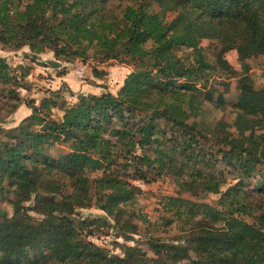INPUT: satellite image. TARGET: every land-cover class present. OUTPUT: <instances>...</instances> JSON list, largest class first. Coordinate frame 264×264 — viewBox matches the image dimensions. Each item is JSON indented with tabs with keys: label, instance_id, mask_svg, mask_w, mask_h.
Segmentation results:
<instances>
[{
	"label": "trees",
	"instance_id": "1",
	"mask_svg": "<svg viewBox=\"0 0 264 264\" xmlns=\"http://www.w3.org/2000/svg\"><path fill=\"white\" fill-rule=\"evenodd\" d=\"M205 39L215 41L212 62L201 46ZM0 43L28 46L33 54L50 50L68 61L92 50L101 62L134 69L116 94L80 96L58 108L44 99L43 110L31 102L26 123L0 129V192L12 188L11 203L22 211L19 218L0 211V264H177L189 251L196 255L190 264H264V88L247 76L238 80L235 132L223 122L210 132L198 120L205 103L223 102L208 78L236 74L228 51L241 62L264 58V0H0ZM177 48L189 52L180 56ZM1 85L14 87L12 112L21 87L3 58ZM54 108L59 119L52 118ZM61 142L69 150L52 156ZM218 155L238 178L224 192ZM154 167L157 175L174 170L197 198L219 195L216 206L167 198L172 218L164 225L180 222L181 235L168 252L156 246L154 258L133 247L107 255L80 242L72 212L91 206L106 217L122 212L138 192L124 178L144 180ZM48 192L63 195L54 200ZM32 195L40 223L22 206ZM95 221L108 225L101 216Z\"/></svg>",
	"mask_w": 264,
	"mask_h": 264
},
{
	"label": "rangeland",
	"instance_id": "2",
	"mask_svg": "<svg viewBox=\"0 0 264 264\" xmlns=\"http://www.w3.org/2000/svg\"><path fill=\"white\" fill-rule=\"evenodd\" d=\"M215 41L202 40L201 46L205 48V53L209 61H213ZM178 55L184 56L189 50L176 49ZM90 50L85 59H75L68 61L64 56L55 57L52 51L47 50L40 54H33L28 46L20 49L4 47L0 43V58H3L10 68L11 74L17 75L20 87H16L17 97L20 106L9 111L13 99L11 90L14 87L0 86V129L9 130L18 128L26 123L32 113L29 103L36 108H41L44 99L52 100L57 108L61 104L71 105L78 102L80 96L100 95L110 92L116 94L123 85L124 80L133 72L129 65L120 63L118 60L100 61V55ZM225 59L234 68L236 74L229 77L226 73H213L208 82H215L219 85V94L223 97V102L219 107L205 103V109L199 116L203 124L210 128V132L218 122L227 124L229 132H235L234 114L231 112V105L236 102L238 89L237 83L246 76L254 88H264V58H252L250 61L241 62L235 50H230L225 54ZM216 94L214 99L216 100ZM54 108L51 112L53 119H59L62 112ZM42 109V108H41ZM43 110V109H42ZM189 120V122H191ZM162 125V121H158ZM167 128V137H173L174 132ZM3 134H0L2 136ZM207 136V134H206ZM210 136V134H208ZM2 138V137H1ZM211 142V138H209ZM69 150V144L64 142L54 145L49 153L57 156ZM137 154H142L137 151ZM182 155V160H185ZM215 159L216 164L226 171L224 190L235 184L238 178L229 165ZM122 162V158L119 159ZM156 167V166H155ZM147 171L145 179H124L135 187L138 192L130 205L123 207L122 212H116L112 217L106 215L98 208L91 206L88 208H76L71 216L73 225L80 242L91 243L93 246L103 250L107 255H123L125 247H133L144 252L147 257H156V250L159 247L162 253L168 252L172 244L178 242L181 230L173 222L172 226H165L166 221L172 218L171 211L166 206L167 198L181 197L195 202H205L216 206L219 195H208L204 199L191 195L183 185V180L171 173L162 172L156 174V169ZM144 170V168H143ZM132 174V170L129 171ZM96 174H91V178H96ZM254 182V181H253ZM54 195V196H53ZM63 193H46L44 196H53L54 200H59ZM12 188L6 187L0 192V211L7 217L19 218L22 211L14 208L11 201L15 198ZM35 196L32 195L28 202L22 203L23 208H27L26 214L32 218L33 223H40L43 219L34 211ZM106 218L108 225L95 221L99 217ZM120 218L119 226L126 225L128 230L123 232L117 227V220ZM27 219V218H26ZM117 227V228H116ZM123 232V233H121ZM188 259L177 264H190L196 260V255L187 252ZM38 260V259H37ZM53 264V263H49Z\"/></svg>",
	"mask_w": 264,
	"mask_h": 264
}]
</instances>
